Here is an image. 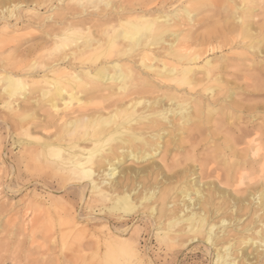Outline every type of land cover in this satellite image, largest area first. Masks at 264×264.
I'll return each mask as SVG.
<instances>
[{
	"label": "bare ground",
	"instance_id": "6f19581e",
	"mask_svg": "<svg viewBox=\"0 0 264 264\" xmlns=\"http://www.w3.org/2000/svg\"><path fill=\"white\" fill-rule=\"evenodd\" d=\"M236 1L147 0L145 4L131 3L126 7L122 4L114 7L113 0H70L73 5L66 4L69 7H64L55 18L49 15L42 20H55L54 26L51 25L49 31L45 32L51 48L40 47L41 51L47 52V59H40V55L25 69L0 74L2 106L9 110L13 119L4 122L5 128L23 137L15 138L20 146V163L26 170H45L48 175L58 176L65 190L70 187L75 189L79 202L89 211L84 218L103 222L107 220V237L104 241L107 264H144L138 245L134 244L133 238H126L127 229L123 227L137 222L134 219L136 217H128L133 213L140 217L139 209L147 202L153 201V204L148 216L143 215L140 219L149 220L150 226L156 231L155 236L169 247L179 243L184 236H190L186 242L190 243L203 235L205 249H210L218 238L215 232L218 227L222 229L219 233L223 234L226 225L232 220L233 223L237 222L236 210L252 201L255 195L260 200L257 205L264 213V203L261 202L263 192H248L246 197H238L239 191L235 184L241 179L236 181L232 176L221 180L220 175L216 174L215 183L196 182L194 197L191 198L188 191L193 190V186L187 180V173L191 174V166L187 162L191 159L187 157L167 165L162 160L161 164L152 161L138 167L152 156L169 151L170 145L179 152L185 149L194 151L205 141V137L212 138L214 132L228 133L225 121L212 120L218 114L217 109H214L216 103H219V110L225 119L230 118L232 112L251 110L250 106L244 107L235 101L233 93L224 96L225 92H229L227 84L232 82L227 78L237 80L240 77L236 73L224 71L225 61L209 59L207 56L226 47L238 50L237 55L250 54L258 48L264 24L259 35L251 33L249 20L253 18L255 2ZM13 2L15 4L3 6L5 12L0 11L4 30L11 27L7 18L18 17L16 12L24 1ZM101 3L106 11L98 20L100 28L94 33L90 21L81 15L88 12V8L96 9ZM205 3L237 11V24L226 30L229 37L226 34L219 35L215 30L208 32L204 41L194 44L189 42L181 26L192 23L193 10L197 4L201 6ZM170 7H174L172 11L166 10ZM219 14L215 12V15ZM30 20L28 23L31 24L33 21ZM230 67L237 72L241 69L235 64ZM242 81L246 84L244 89L256 83L253 75L243 76ZM31 87L39 89L40 99L52 113L48 116L50 121H45L44 129L53 127L54 132L47 131L42 138L32 135V130L38 127L31 122L34 119L32 113L24 112V107L28 105L25 104L23 109L16 104L18 97H24ZM103 92H107L106 96L100 98L107 99L105 106H94L85 99ZM211 123L214 130L208 127ZM253 129H234L235 135L223 136L219 156H226L229 170L236 166L244 170L247 167L250 170L251 167V170H258L264 176V157L254 163L257 168L251 161L262 150L259 137L249 139L251 134L260 136L258 129L257 132ZM241 146L243 149L238 150ZM2 154L3 150H0V157ZM249 154L250 160H244ZM217 157L212 156L211 161ZM231 158H238V163L233 161L230 164L228 160ZM196 161L200 170H203L206 160ZM8 166L10 170H20L14 160ZM158 183L162 186L177 184L179 189L183 188L180 187L182 185L186 187L182 195V209L174 210V203L169 201L172 188L159 190ZM106 202L107 206L103 207ZM156 202L158 205H155ZM223 204H228L227 212L231 218L227 219L223 214L217 223H212ZM209 207L213 210L210 211ZM96 208L99 212L105 209L107 218L103 215L90 217ZM260 231H256L257 245L263 246L264 237ZM134 239L138 241L137 237ZM253 240L249 239L248 242L254 245L256 242ZM231 247L218 251L215 264H237L235 259L232 261L230 258Z\"/></svg>",
	"mask_w": 264,
	"mask_h": 264
},
{
	"label": "rangeland",
	"instance_id": "374dc122",
	"mask_svg": "<svg viewBox=\"0 0 264 264\" xmlns=\"http://www.w3.org/2000/svg\"><path fill=\"white\" fill-rule=\"evenodd\" d=\"M0 1V11L4 10L3 12H5L4 7L15 4L13 0ZM23 1L22 6L20 4V8L17 11L18 13L16 12L18 17L7 18V22L11 26L9 29L4 30L3 27L5 25L3 21H0V74L25 69L31 61L38 60L40 55H42L40 59L46 60L47 52L41 51L40 47L45 49L51 48L49 44L50 39L45 36V32L46 30L49 31L51 25L54 26L55 20H42L49 15L55 18L58 13L62 12L64 7H69V5L66 6L68 3L70 6L73 5V2H70V0ZM145 1L147 0H113V4L114 7H118L121 4L126 7L131 3L145 4ZM236 2L240 3L239 0ZM254 2L253 18L249 22L251 24V33L257 36L260 34V28L264 24V0H254ZM32 3H36L37 5L34 4V7ZM104 8V4L101 3L96 9L88 8V12L84 13L86 15H81L90 21L94 33H97L98 28H100L98 20L101 19L102 13L106 11V8ZM173 8L170 7L166 10L172 11ZM94 10L95 12H93ZM234 11L222 5L211 6L209 3H205V5L200 6L197 4L192 13V17L194 16L192 23H185L181 26V30L185 29V31L183 30L184 35H188L189 42H193L194 44L204 41L203 38L208 32L217 30L219 35H225L227 29L237 24L235 19L239 13ZM28 12L30 15H28ZM215 12L220 14L215 15ZM29 20L32 22L31 24L28 23ZM43 22L45 23L43 24ZM41 23L43 27H40ZM43 30L45 31L43 32ZM226 36L229 37L230 34H226ZM259 41L258 48L250 54L237 55L239 53L238 50H229L226 47L222 49L223 51H213L207 55L209 59L225 61L223 65H225L226 69L224 71L226 73H236L240 77L237 80L227 78L232 82L227 84L229 92H225L224 96L233 93L232 98L235 101L244 107L250 106L251 110L248 112H232V116L225 119L224 114L223 116L221 115L223 112L219 110V103H216L217 105H215L214 109H217L216 113L218 114H215L212 120L225 121L224 124L228 133H225L226 131H213L214 136L212 138L209 136L205 137V141L201 142L194 151L185 149L179 152L178 150H174L170 145V148L168 147L169 151L152 156L148 161L141 162L138 167L146 166V164L148 165L152 161L155 164H161L160 161L162 160H165L167 165L171 164L174 160L187 157L191 159V161L187 162L191 166V170H189L191 174L187 173L189 176L187 180L193 186V190L188 191L191 198L194 197L193 191L195 190L194 184L196 182L202 184L215 183L214 177L216 174L220 175L221 180L226 176H232L236 181H239V178L241 179V182L235 184V188L239 191L238 197H246L248 192L253 194L263 192L264 195V176L258 170H251V167L250 170L247 169L249 167L244 170L243 167L237 166L234 168L235 170L233 168L229 170L226 166V156H219L220 144L224 141L223 136L226 134L235 135L234 129L250 131L254 127L253 130L257 132L256 130L258 129V135L260 136L251 134L249 139L259 137L258 142L262 150L251 161L254 164L264 157V33L263 37L259 38ZM232 63L239 65L240 71L237 72V70L231 69L230 65H233ZM246 75H253L256 79V83L248 87L250 89H244L246 84L242 81V77ZM106 94L107 92L89 95L85 99L91 101V104L94 106L99 104L105 106L107 105V99L102 100L100 98L106 96ZM2 98L0 94V150H3L2 157H0V264H107V250L104 246V241L107 237V220L103 222V220L84 218L89 211L79 202L75 189L72 187L68 188V190L62 188L61 180L58 176L48 175L45 170H26L23 167V164L19 161L20 146L16 142L17 140L15 141V138L23 137L5 128L4 122H10L13 119L10 116L9 110L2 106ZM18 98L22 100L18 99V103L16 104L20 108H23L25 104L28 105L24 107L25 109L23 108L24 112L28 114L32 113L34 119L31 122L38 127L32 130L33 136L42 138L47 131L54 132L53 127L48 130L44 129L46 122L50 121L48 116L52 113L48 106L40 99L39 89L31 87L28 92L24 93V97ZM219 98L221 102L222 96ZM56 119L54 120L57 121ZM52 123L56 124L57 122ZM208 127H211L210 130H214L213 123L208 124ZM176 138L177 136H175ZM167 139L168 137L165 138V140ZM241 148L243 149V146L237 149ZM217 155L218 157L214 161H211L212 156ZM249 157L250 154L244 157V160H250ZM198 159L206 160L203 170L199 168V164L196 161ZM12 160L15 161L20 170H10L8 163ZM233 161L238 163L239 160L238 158L228 160L230 164ZM254 168H257V166L255 165ZM30 182L31 184H29ZM158 186L159 190L171 187L169 201L174 203V210L182 209V195L186 190L184 185L180 186L183 187L182 189L177 188V184H165L162 186L161 183H158ZM181 191L182 193H180ZM255 197L252 201L246 202L242 208L236 210L235 218L238 221L233 223L232 220L230 224L226 225L223 234L219 233L222 229L218 227L215 231L218 233V238L214 240V244L208 249L209 251L205 249L203 242L205 237L203 235L197 236L190 243H186L190 236H184L179 243L171 247L166 246L160 241L155 236L156 231L150 226L151 222L146 219H143L145 221L140 219L143 215L148 216V210L153 201L143 204L142 208L139 209V214L141 213L140 217H137L139 216L138 214H131L132 216L130 215L128 218L132 219L136 217L134 219L137 222H133L127 227H123V229H127L126 238H133L134 244L138 245L144 264H215L218 251H222L229 246H232L230 258L232 261L235 259L237 264H264V245H260L261 247L259 244L257 245L256 235V231L261 230L260 234L264 237V213L260 211L257 205L260 200H258L257 195ZM94 198L99 199L98 197ZM261 202L264 203V196L261 197ZM136 204L138 205V201ZM155 205H158L157 202ZM104 206H107V202ZM196 208H199V206H196ZM227 208L228 204L221 205L219 212L212 219V223H217L223 218V214H225L227 219H230L231 217H229ZM209 209L210 211L213 210L212 207H209ZM78 214H82V216L79 215L83 218L82 220ZM90 214V217L103 215L107 218L105 209L99 212L96 208L95 212ZM74 220L78 221V223L74 222ZM100 221L102 222L100 223ZM115 227L118 228V225ZM103 228L104 230H101ZM132 228L135 233L132 231ZM136 237L138 239L137 242L134 239ZM253 238V242H256L254 245L252 242H248L249 239ZM245 260L249 262L246 263ZM117 264L122 263L118 262Z\"/></svg>",
	"mask_w": 264,
	"mask_h": 264
}]
</instances>
